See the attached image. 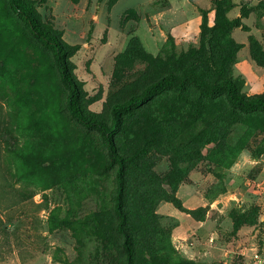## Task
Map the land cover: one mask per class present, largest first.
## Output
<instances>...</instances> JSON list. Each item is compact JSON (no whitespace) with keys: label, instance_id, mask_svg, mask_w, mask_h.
<instances>
[{"label":"rangeland","instance_id":"374dc122","mask_svg":"<svg viewBox=\"0 0 264 264\" xmlns=\"http://www.w3.org/2000/svg\"><path fill=\"white\" fill-rule=\"evenodd\" d=\"M258 2L38 0L37 7L65 42L80 45L70 61L82 105L111 123V106L141 91L171 51L203 64L221 49L239 91L264 95V16L244 18L248 30L219 22L220 37L209 33L217 14L234 19L242 4ZM0 40L11 50L0 58V142L39 160L0 153V264H123L118 164L108 144L72 119L53 51L30 35L9 0H0ZM154 125L159 139H147ZM115 140L124 156L139 155L127 190L134 264H264L263 111L234 107L223 95L165 91L125 114Z\"/></svg>","mask_w":264,"mask_h":264},{"label":"trees","instance_id":"16d2710c","mask_svg":"<svg viewBox=\"0 0 264 264\" xmlns=\"http://www.w3.org/2000/svg\"><path fill=\"white\" fill-rule=\"evenodd\" d=\"M38 0H9V5L23 19L30 35L40 40L49 47L54 54V63L58 70L60 81L69 90L67 98V108L74 121L87 128H95L101 132L108 144L109 155L117 164V192L115 196V213L118 217L117 230L123 237L122 246L126 255L123 264H134L135 251L133 248L134 232L132 229L131 215L127 207V193L129 184V171L138 160V153H132L129 157L124 156L118 150L115 135L122 128L124 115L129 114L135 109H139L148 104L154 97L165 92L174 91L184 94L188 91L197 92L200 96L216 98L223 95L225 99L234 107L250 111L260 109L264 112V95L247 97L239 91L238 83L232 77L225 73V58L220 55L221 49L206 57L205 63H200L194 57V54L167 52L165 57L160 59L158 66L153 68L150 75L145 79L143 89L139 92L130 94L125 99H118L112 106L111 123L101 118L91 111L86 110L81 102L83 87L72 72V62L70 56L75 54L80 45H71L65 42L60 31L54 29L50 24L41 20L38 11ZM233 7L231 1L226 2V10ZM255 12L257 16H264V0L253 6L241 5L240 15L234 19L220 20L219 14L216 15V27L210 30L214 38L220 37V23L223 27L236 28L241 27L244 30L250 27L243 23L251 13ZM205 16H202L201 29H207ZM209 31V29H208ZM170 38H173L171 35ZM234 47H239L237 43L230 39ZM5 40H0V58H8L11 54L9 47L4 44ZM216 55L219 57L217 58ZM1 63V59H0ZM1 66V65H0ZM212 72V73H211ZM212 74V75H211ZM160 127L154 125L145 136L147 139H159ZM14 154L24 164L39 163V160L30 155H26L22 150L15 148L6 141V144L0 142V153Z\"/></svg>","mask_w":264,"mask_h":264},{"label":"crops","instance_id":"0c3cea01","mask_svg":"<svg viewBox=\"0 0 264 264\" xmlns=\"http://www.w3.org/2000/svg\"><path fill=\"white\" fill-rule=\"evenodd\" d=\"M171 1V3H175L177 0H170ZM188 23H185V24H182V26L181 27H175L174 29H184L185 28V26H188L187 25Z\"/></svg>","mask_w":264,"mask_h":264},{"label":"built area","instance_id":"2783aa9c","mask_svg":"<svg viewBox=\"0 0 264 264\" xmlns=\"http://www.w3.org/2000/svg\"><path fill=\"white\" fill-rule=\"evenodd\" d=\"M260 186V185H259ZM255 259H257V261H261V257L259 254H255Z\"/></svg>","mask_w":264,"mask_h":264}]
</instances>
